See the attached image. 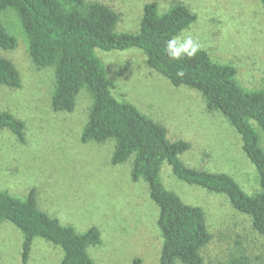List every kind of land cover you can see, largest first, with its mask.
<instances>
[{
	"label": "rangeland",
	"instance_id": "374dc122",
	"mask_svg": "<svg viewBox=\"0 0 264 264\" xmlns=\"http://www.w3.org/2000/svg\"><path fill=\"white\" fill-rule=\"evenodd\" d=\"M120 14L118 32H136L144 6L157 3L166 12L177 3L197 19L187 30L213 60L233 64L246 89H264V9L259 0H91ZM3 22L17 39L12 51L0 50L18 69V89L0 86V111L25 123V141L0 131V190L24 199L35 189L42 210L64 225L85 232L96 226L102 244L89 249L96 264H160L163 239L157 225L159 208L144 181L131 179V162L113 166L114 142L82 143L92 99L77 97L72 113L51 107L54 70L32 62L26 37L12 11ZM115 82L113 96L129 101L167 130L171 141L190 149L181 160L190 168L231 175L248 194L259 190L258 172L243 150L241 136L220 112H208L203 96L187 87H174L145 62L141 50H96ZM165 187L206 214L212 240L202 250L204 264H234L242 255L251 264H264V236L249 216L237 212L224 195L176 179L164 163ZM23 234L5 222L0 228V264H24ZM63 252L41 238L33 243L27 264H61Z\"/></svg>",
	"mask_w": 264,
	"mask_h": 264
},
{
	"label": "trees",
	"instance_id": "16d2710c",
	"mask_svg": "<svg viewBox=\"0 0 264 264\" xmlns=\"http://www.w3.org/2000/svg\"><path fill=\"white\" fill-rule=\"evenodd\" d=\"M264 9V0H259ZM16 14L26 37L28 54L38 69L54 70L51 98L56 113H72L77 97L86 91L92 99L81 142H114L113 166L131 162V179L144 181L159 208L157 225L163 239L160 264H204L202 250L212 240L205 211L186 204L165 187L161 178L164 163L173 176L188 185L224 195L239 213L249 216L254 230L264 236V89L249 90L237 80V68L220 63L200 49L192 58L173 60L164 51L165 41L188 29L196 15L180 3L161 12L157 3L144 6L136 32H118L120 14L106 4L91 0H0V50L12 51L17 39L9 33L3 14ZM138 49L148 67L174 87L199 92L208 112H220L241 136L243 150L258 172L259 190L245 192L227 173L188 167L181 155L190 149L183 141H171L166 128L129 101L113 96L115 82L108 76L96 50L103 52ZM183 71V75H178ZM21 75L15 64L0 56V86L18 89ZM8 130L25 141V123L0 111V131ZM8 222L23 234L22 260L27 264L36 238L63 252L61 264H96L89 249L102 244V234L93 226L78 232L64 225L39 206L35 189L24 199L0 190V228ZM234 264H251L242 255Z\"/></svg>",
	"mask_w": 264,
	"mask_h": 264
},
{
	"label": "clouds",
	"instance_id": "9594fccd",
	"mask_svg": "<svg viewBox=\"0 0 264 264\" xmlns=\"http://www.w3.org/2000/svg\"><path fill=\"white\" fill-rule=\"evenodd\" d=\"M201 49L198 37L194 36L187 29H181L177 34L165 41L164 51L173 60H181L184 57L192 58ZM178 75H183L179 71Z\"/></svg>",
	"mask_w": 264,
	"mask_h": 264
}]
</instances>
